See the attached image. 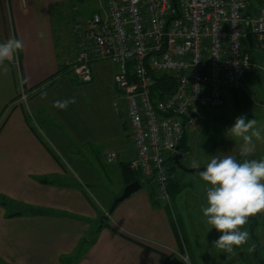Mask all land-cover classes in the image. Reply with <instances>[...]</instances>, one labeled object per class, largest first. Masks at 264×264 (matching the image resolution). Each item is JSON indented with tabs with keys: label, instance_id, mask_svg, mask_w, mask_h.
Instances as JSON below:
<instances>
[{
	"label": "crops",
	"instance_id": "obj_1",
	"mask_svg": "<svg viewBox=\"0 0 264 264\" xmlns=\"http://www.w3.org/2000/svg\"><path fill=\"white\" fill-rule=\"evenodd\" d=\"M39 1L0 0V38H9L3 26L4 5L23 21L24 6L37 9L32 11L34 17L43 14L38 7H44L46 1ZM46 15L48 24L41 26L32 50L25 53L24 47L15 60L0 65V108L14 104L2 134L7 129L16 134V143L12 134L5 139L0 135V184L14 183L20 173L39 176L33 189L22 184L16 189L0 185V196H7L0 198V264H187L182 255H188L190 264H264L258 257L259 249L252 250L255 237L250 233L247 243L234 247L231 253L212 243L221 233L203 216L201 208L207 203L201 188L187 182L178 181L175 186L173 180L170 182L172 210L155 195L153 198L151 189L142 183L140 190L121 201L101 223L113 199L130 183L125 181L123 167L135 154L125 111L115 107L120 98L115 82L118 69L110 60H94L89 81L72 68L58 72L61 66L75 62L76 51L72 46L64 56L58 53L52 15ZM23 30L24 26L20 33L24 41ZM21 89L30 93V99L21 105L26 109L18 104ZM73 97L76 102L66 109L53 107L55 101ZM28 110L35 111L40 122L47 121L49 128L66 139L65 147L72 157L78 155V148L91 144L107 155L116 154L115 165L103 171L111 189L103 201L99 200L100 206L77 181L81 177L77 179L72 165L62 162L34 132ZM10 200L19 204L8 208L3 202ZM20 204L31 206L18 210ZM250 228L253 234L254 226Z\"/></svg>",
	"mask_w": 264,
	"mask_h": 264
},
{
	"label": "built area",
	"instance_id": "obj_2",
	"mask_svg": "<svg viewBox=\"0 0 264 264\" xmlns=\"http://www.w3.org/2000/svg\"><path fill=\"white\" fill-rule=\"evenodd\" d=\"M71 34L81 79H91L94 60L117 66L115 107L125 111L135 148L129 168L172 210L168 160L206 111L224 107L227 92L262 68L252 50L264 53V0H99L89 17H75ZM161 74L175 78L176 89L153 96Z\"/></svg>",
	"mask_w": 264,
	"mask_h": 264
},
{
	"label": "rangeland",
	"instance_id": "obj_3",
	"mask_svg": "<svg viewBox=\"0 0 264 264\" xmlns=\"http://www.w3.org/2000/svg\"><path fill=\"white\" fill-rule=\"evenodd\" d=\"M42 1V0H40ZM39 1V2H40ZM45 6L39 8L38 12L43 11L42 15L34 17L32 11H36V8L31 10V6H24L23 9V21L18 17V14L12 15L11 11L7 9V5H4L3 17L5 29L9 38L15 37L23 41L21 37V28L24 26V34L26 39L23 41V48L25 53L28 50H32V43L36 38H39V32L41 31V26L48 24V16L46 14L51 13V19L54 27L55 39L58 42V53L64 56L65 51L72 49L74 46V39L71 34V27L73 20L76 16L89 17L92 11L99 8V0H45ZM42 9V10H41ZM38 12L35 14L37 15ZM44 15V19L42 18ZM46 15V17H45ZM35 18V19H33ZM33 19V20H32ZM35 22V23H33ZM47 22V23H46ZM39 26V28H38ZM8 37L0 38V42H4L9 39ZM63 44L65 46L62 47ZM252 56L254 60L262 66L260 75L257 76L254 73H250L244 82V87L241 90L230 89L226 95L225 106L220 109L208 110L206 111V118L199 125L193 127L187 132V140L184 155L185 157L182 160L183 166L181 168L178 164L172 159L168 160L170 166V181L173 180L174 185L179 181L187 182L188 185H193L197 188H201V192L206 202V191L210 186L207 182L203 181L199 176V171L189 172L186 169H197L193 168V162H197L201 168H205L206 164L210 162V159L213 155L225 156V155H234L238 160H242L243 157H240V148L243 143L241 138H231L226 134V130L234 125L237 117L245 115L248 119H255L257 121L256 127L264 130V53L258 51L257 49L252 50ZM17 58V53L11 60ZM62 60V58H61ZM67 62V59L64 60ZM16 68V66L14 67ZM23 94L25 98H23ZM30 99L29 91L21 89V93L17 95V100H19V106L25 108L26 105L21 106ZM14 108V104L7 103L4 107L0 108V135L2 134L5 127L9 123V118L11 112ZM26 109V108H25ZM27 113L28 119L31 125L36 129L35 133L42 137L46 141L52 153H56V156L60 157L62 162L66 164H71L74 171L77 173V179L80 177L79 183L82 184V187L85 189L86 193L93 198L95 203L100 206V204L106 197L107 190L111 189L109 185V179L104 177L103 171L107 166L115 165V162L106 163L107 153L105 150L97 148V145H87L86 147L78 148V155L72 157L70 153L67 152L65 147V138H62L60 133L55 132L53 129L49 128L45 122H40L38 120V115L35 111H30ZM51 122L56 123L55 119H51ZM57 124V123H56ZM60 127V126H59ZM33 128V129H34ZM37 131V132H36ZM13 135L16 143V134L15 132H10L7 129L1 136L5 139L7 136ZM64 134V133H62ZM264 134V133H262ZM67 136V135H66ZM3 140V139H2ZM256 149L254 153L248 157L249 159H264V141H255ZM28 150L32 151V148L29 147ZM58 150V151H57ZM69 150V148H68ZM50 152V151H49ZM62 155H66L67 159H64ZM101 153V154H100ZM100 154V160L98 155ZM33 160L30 161L32 163ZM67 167V166H66ZM71 171V169H70ZM83 177V178H82ZM19 179V180H17ZM39 176L37 174L25 173L21 174L18 178L14 180V183L7 185L0 184L1 186H7L11 188H18V185L22 184L24 188L29 187L33 189V183L38 181ZM81 179L82 182H81ZM62 182V180H60ZM113 185V183H110ZM146 188L151 189L153 183L150 181L144 182L143 184ZM110 186V187H109ZM171 187V185H170ZM1 197H6L5 194L1 193ZM96 197V198H95ZM116 198V197H115ZM114 198V199H115ZM114 199L112 203L114 202ZM4 202L9 207L15 208L19 202ZM100 203V204H99ZM111 203V204H112ZM31 206V205H30ZM28 204L24 206L20 204L18 210L27 209L30 207ZM109 206L107 209H109ZM17 209V208H16ZM103 215L102 217H104ZM101 217V218H102ZM251 226H254V233L251 232ZM249 231L251 236L255 237L254 243L255 247L259 249L258 257L264 259V212L251 216L248 219L247 224L244 228Z\"/></svg>",
	"mask_w": 264,
	"mask_h": 264
},
{
	"label": "clouds",
	"instance_id": "obj_4",
	"mask_svg": "<svg viewBox=\"0 0 264 264\" xmlns=\"http://www.w3.org/2000/svg\"><path fill=\"white\" fill-rule=\"evenodd\" d=\"M23 46V41L15 37L0 42V65L11 60ZM46 96V92L42 93L43 98ZM75 102L74 97L57 100L53 107L63 110ZM256 125L255 119L241 115L226 130L229 137L242 139V160L234 155H213L199 171L200 178L210 185L206 191L207 206L202 205L201 210L207 223L221 233L212 243L225 253L247 243L249 232L242 229L249 217L264 212V159L248 158L256 149L254 140L264 141V130ZM192 167L199 169L200 165L194 161Z\"/></svg>",
	"mask_w": 264,
	"mask_h": 264
},
{
	"label": "trees",
	"instance_id": "obj_5",
	"mask_svg": "<svg viewBox=\"0 0 264 264\" xmlns=\"http://www.w3.org/2000/svg\"><path fill=\"white\" fill-rule=\"evenodd\" d=\"M57 44H58V42H57ZM73 65H74L73 62H71V63H69L67 65H63V66H61V68H60V70L58 72H61V71L65 70V69H69V68H72V70H73ZM260 71H261V69L257 68V72L254 69L252 73H254L255 75L259 76L260 75ZM155 79H156V83L154 85L153 96L165 95V94L171 93L172 91H174L176 89L177 81H176L175 78H173L171 76L161 74V75H157L155 77ZM186 140H187V133L184 135V138H183V140H182V142H181V144L179 146V148H180L178 150L179 152H183L184 153V151H185L184 149H185V146H186ZM170 159H172V158H170ZM123 173H124L125 181L127 183L128 182H132L134 180H140L144 184V182H148L149 181V180L143 179L139 172L131 170L129 168V165H125L123 167ZM151 194L153 195V198H155V196H156L155 195V188H154L153 185L151 187ZM3 204H6V203L3 202ZM174 227H175L176 232L179 233L178 229L175 226V224H174Z\"/></svg>",
	"mask_w": 264,
	"mask_h": 264
},
{
	"label": "water",
	"instance_id": "obj_6",
	"mask_svg": "<svg viewBox=\"0 0 264 264\" xmlns=\"http://www.w3.org/2000/svg\"><path fill=\"white\" fill-rule=\"evenodd\" d=\"M248 39H249V42L252 44L253 42V36L251 33L248 34ZM255 71L257 72V68H255ZM180 148H178L179 150ZM185 157V155L179 151H176L172 154L171 158L178 164L179 167L181 168H185V166H183L182 164V160L183 158ZM204 168H201V169H186L187 171L189 172H196V171H201L203 170ZM142 188V182L140 180H134L130 183H128L122 193L118 196H116V198L114 199V202L111 206V208L109 209L108 211V214H106L104 217L101 218V223H103V221L105 219H107L110 215L113 213V211L115 210L116 206L123 200H125L126 198H129L132 194H134L135 192H137L138 190H140Z\"/></svg>",
	"mask_w": 264,
	"mask_h": 264
}]
</instances>
